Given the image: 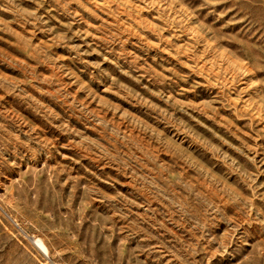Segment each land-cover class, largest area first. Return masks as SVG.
Instances as JSON below:
<instances>
[{"label": "rangeland", "instance_id": "rangeland-1", "mask_svg": "<svg viewBox=\"0 0 264 264\" xmlns=\"http://www.w3.org/2000/svg\"><path fill=\"white\" fill-rule=\"evenodd\" d=\"M0 264H264V0H0Z\"/></svg>", "mask_w": 264, "mask_h": 264}, {"label": "bare ground", "instance_id": "bare-ground-1", "mask_svg": "<svg viewBox=\"0 0 264 264\" xmlns=\"http://www.w3.org/2000/svg\"><path fill=\"white\" fill-rule=\"evenodd\" d=\"M39 242L42 244V242L39 240ZM42 246H44L43 244H42Z\"/></svg>", "mask_w": 264, "mask_h": 264}]
</instances>
